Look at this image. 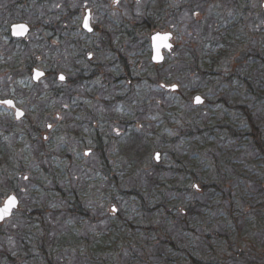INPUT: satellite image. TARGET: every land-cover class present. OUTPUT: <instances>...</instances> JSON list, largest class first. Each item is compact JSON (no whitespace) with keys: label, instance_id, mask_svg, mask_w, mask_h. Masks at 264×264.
<instances>
[{"label":"rangeland","instance_id":"rangeland-1","mask_svg":"<svg viewBox=\"0 0 264 264\" xmlns=\"http://www.w3.org/2000/svg\"><path fill=\"white\" fill-rule=\"evenodd\" d=\"M14 1L17 0H0V7ZM18 1L32 8L35 14L33 21L27 20L34 26V48L27 52L32 56L31 62L42 70H52L53 75L38 83L30 99L25 97L21 100L19 97V107L25 112L24 119L19 122L6 119L0 124L1 150L15 148L17 153L9 161V166L1 162L5 175H0V204L11 190L16 189L22 210L31 206L30 211H40L44 223L42 226L35 217L28 222L16 213L0 224V264H34L35 246L40 244L45 227L50 240L66 234L70 226H77L70 229H77L82 241H94V233H105L115 222L119 225L122 240L113 247L115 250H108L104 261L110 264H144L143 259H148L149 264H159L162 258L168 262L163 255L174 254L166 248L168 245L164 244L163 238L157 240L161 232H166L178 246L189 243L186 245L189 247L192 240L187 239L190 234H185L179 225L182 209L175 213L177 220L171 226L169 218L163 212H155L153 207L162 199L173 205L176 202L184 204L182 191L187 189L191 180L183 172L194 171L197 179L206 180L208 176L213 180V165L215 162L217 165L224 163L228 174L225 178L234 187L232 190L240 188L242 191L245 181L247 194L254 195L257 188L252 181L257 173L254 166L246 167V163L253 165L255 158L249 140L251 128L238 107L247 108L255 126L254 132L260 134L264 142V99L257 95L258 65L250 57L254 50L257 53V48L264 46V37L259 36L260 31L264 34V17L257 12L260 6L264 8V0H167L166 7L162 9L158 0ZM243 6L248 9L246 13ZM86 9L92 11L95 29L89 36L79 28ZM60 20L61 24L57 26ZM146 23L156 25L153 30L169 31L174 35V47L170 53L164 54L160 65L150 61L151 51L146 37L150 30L146 31ZM67 30L73 34L75 30L82 33L78 37L83 40L87 51L79 61L70 57L69 36L65 35ZM39 36L49 42L52 49L48 51L55 52L51 66L44 59L48 54H45V49L40 53L36 51L42 45L38 44ZM110 49L115 52H110ZM219 53L223 57L211 66ZM88 55L92 56L91 60L87 59ZM23 56L28 57L25 53ZM118 56L123 61L121 68L124 64L135 63L138 74L155 73L160 84L141 87L132 80L121 79L123 74L117 71L116 65L108 66ZM75 64L85 70L102 69V75L87 86L68 83V79L76 78L72 67ZM209 72L212 75H208ZM58 74L65 76L66 81H58ZM123 76L128 78L126 74ZM19 81L25 82L23 79ZM170 86H176L177 90H165ZM89 92L94 94L92 99L86 98ZM53 94L55 98L52 99ZM195 95L205 99L202 107L192 105ZM76 102L84 106L80 116L72 113ZM84 109L92 116L84 114ZM161 113L167 116L165 122ZM29 119L31 122L28 124ZM127 119L133 121L129 126L136 133L146 135L149 151L143 154L140 165L136 161L138 157L127 152L132 140L127 134ZM226 120L228 125H224ZM100 122H106V129L99 125ZM31 123L33 128H29ZM63 126L69 133L62 136L67 138L69 149L65 145L66 152L61 153L55 137L59 135L56 131ZM35 127L41 130L36 138ZM28 133L32 148L26 138ZM99 135L105 152L101 155L110 158V177L117 186L113 181L94 184L101 157L95 149ZM79 139L84 140L83 147ZM123 149L126 156L120 157L119 151ZM29 152L34 163L28 164ZM155 153H160L157 163ZM203 158L208 160L204 162ZM236 173H243L241 182L236 178L233 180ZM78 185L95 190L83 203L84 208L90 209V216L67 223L63 221L65 201L69 192ZM112 185L117 188L114 197L118 202L114 203L117 213L108 209V216L102 212V204L108 188L115 191ZM196 186L193 187L197 191ZM130 191L140 192L144 202L137 201L138 206L135 207L125 196ZM116 214H120L121 222L116 220ZM92 219L97 222H91ZM122 221L132 223L135 230L127 229ZM97 240L99 236L94 242L98 243ZM46 245L48 248L50 242ZM195 247L199 248L198 244ZM53 252L56 264H98L92 260L95 255L93 249L88 254L79 249L69 250V247L57 248Z\"/></svg>","mask_w":264,"mask_h":264},{"label":"trees","instance_id":"trees-1","mask_svg":"<svg viewBox=\"0 0 264 264\" xmlns=\"http://www.w3.org/2000/svg\"><path fill=\"white\" fill-rule=\"evenodd\" d=\"M158 1L160 9L166 7L167 0ZM259 1L260 0H258V2ZM247 10L248 9L244 7V13H246ZM257 12L259 15L262 14V17H264V8L260 6ZM156 28V25H151L150 23L145 24L146 31L150 30L151 32ZM160 29H164V27L160 26ZM74 32L75 33L73 34V31L67 30L65 35L67 34L66 36H69V43L71 47L70 57L74 61H79L84 57L83 54L87 50L83 40L78 37L79 33L82 34L81 31L75 30ZM148 34L146 35V37L148 36ZM259 34H261L259 36L264 37V34H262L261 31ZM224 42L225 40L223 41V43ZM263 48L264 46L258 47L257 53L254 50V53L252 54L253 56H250L255 62L254 64L256 66L258 65L256 82L258 83L257 95L260 99H264ZM53 49L59 52L57 48ZM109 51L115 52L112 49H110ZM54 53L55 52L53 51V55ZM53 55L51 56V60L53 59ZM217 57V60H212L211 66H215L216 61L221 60L223 54L219 53ZM246 57H248V55H246ZM122 62V58L118 56V58L115 57L112 63L108 64V66L116 65L117 71H120L123 75L126 74V76H128L127 78L121 75V79H126L127 82H131L132 80L134 81V83H136V85L140 84L141 87H145V84H160V79L158 78L157 74L148 71L150 75L153 76V78L150 77L148 72L144 74H142L143 72L138 74L139 69L137 68L135 63H130L131 66L128 63L124 64L121 68ZM72 67L74 69L76 78L72 81L68 79L67 82H73L74 85L87 86L91 82L95 81L98 75H102V69L99 68L85 70L79 64H75V66ZM208 75H212V73L209 72ZM162 93L164 94L165 92L162 91ZM93 95L94 94L92 92H89L86 98L92 99ZM51 97L52 99L55 98L54 94ZM82 107L84 106L81 103L76 102L74 104V110L72 111V113H75L76 116H80V114L82 113ZM246 109V107H238L239 112L245 117V123L248 127L251 128V132L249 134V140L251 139V143H249L253 150V153H255V158L253 160L254 164L251 165L250 163H246V167L254 166L256 170L257 176L252 182L257 188V191L254 193V195L247 194L245 181L242 191L240 190V188L239 190L233 191L232 189L234 187L230 184V181L225 178L228 174L227 171H225V166H223L224 163L221 165H217L215 162V164L213 165V169L215 170V175L213 176L214 178L212 177L213 180H211V178H209L207 175L206 180L197 179L196 173L194 171L183 172L186 173L185 175H188L191 180L189 181L187 189L185 191H182V194L185 196L184 204L178 205L176 202V204L173 205L168 203L167 200L162 199L155 203L153 209L155 210V212H163L166 217L169 218V224L171 226L173 224L172 222H175L177 220L175 213H178L179 209H182L183 211L181 210L182 212H179V214H181L180 217L182 218L179 225L184 228L186 232H184L185 234H190V237L187 236V239H191L192 244L189 247L186 246L189 243H184L185 245L181 244L180 246H178L171 241L166 232H161L162 234L160 235V237L157 236V240L159 241L160 238H163L165 241L164 244L168 245L166 246V248H169L174 256L163 255L167 258L168 262L163 261L161 258L159 264H264V241H262L263 243H261L260 241L262 239V236H264V198H262L264 197V142L262 139H260L261 135L257 132H254L255 126L253 124L252 117L249 114V111H247ZM83 112L86 115L92 116L91 112L87 111L86 109H84ZM161 115L162 120L165 122L167 116L164 113H161ZM130 120L131 119H127L128 126L133 123V121L131 122ZM105 123L100 122L99 125H103V129H106ZM228 123V120H226L224 125H228ZM64 125L65 127H67L66 124ZM63 128L64 126L60 130L56 131V134L59 133V135L55 137L57 141L56 143L61 146L59 147V149H61V153L66 152V150H64L66 147L65 145H68L67 150L69 149V143L66 142L67 138L64 137L66 139L65 140L62 137L63 135H69V133H66L67 131H65ZM127 128V134L130 136L129 139H132L127 146V152L130 153L131 156H137L138 160L136 161H139L138 165H140L142 164L141 158L143 154H145L146 152L148 153L149 151V146L148 144H146V135L136 133L137 131H135L130 126ZM221 128L222 127H220V129ZM40 131L41 130L38 127L35 129V138L39 137V133H41ZM207 131L209 132L210 130ZM104 136L106 137L107 135L104 134ZM75 138H77V136H75ZM98 138L99 144L96 143L95 149L101 155L105 152L104 150L102 151V144L100 143L101 136L99 135ZM79 141L81 147H83L84 140L79 139ZM124 150L125 149L119 151L120 157L126 156ZM15 153V149L3 148V150H0V175H5V171L1 167V162L4 163L3 165L5 166L9 165V161H11V159L15 157ZM109 160L110 158L108 156L106 157L105 155H101V157L99 158V168L97 169L98 176L96 181H94V184L99 185L102 182L109 183L113 181V179L110 177L111 173L109 170H111L112 167L108 164ZM126 160H128V158ZM203 160L204 162H206L208 158H203ZM211 161L214 162L213 160ZM11 163H14V161ZM229 166L231 169H233L232 164H230ZM195 167L197 166L195 165ZM235 167L237 166H234V170H236ZM17 174L18 173H16L15 176H17ZM242 175L243 173H236V176L233 178V180L236 178L239 182H241ZM24 179L26 178L24 177ZM208 179L210 180L208 181ZM112 183L115 186L118 185L114 181ZM198 184H200V187L198 186ZM115 186H113L115 191H113L112 188H108L107 194L103 199L102 212L106 215H108V209L111 211L112 206L116 208L117 213V207L115 206V204H117L118 202L116 203L114 200L117 190ZM193 186H196L197 191L200 192V194H198L197 191L194 190L195 187ZM93 193H95V190L93 192L91 189H89V187H80L79 185L77 186V188L71 190L65 201L66 208L65 215L63 216V221L71 223L75 219L89 217L90 209L84 208L85 206H83V203L87 202L89 200V196H91ZM59 195L64 196L63 194ZM125 196L128 199L132 200V203L135 207L138 206L137 201L144 202L143 195H141L140 192H126ZM252 199L255 200L252 201ZM30 207L31 206H28L27 209L22 210L19 205L18 209L13 213V215L16 213H20L22 215L21 218L25 219L28 222L30 220H33L34 217L38 218L37 220L43 226L44 221L41 219L42 213L40 211H30ZM119 215L120 214L116 216V220L121 222V217H119ZM91 222L96 223L97 220L92 219ZM122 225L127 226V229L129 230H135V226L132 225V223H126L125 221H122ZM74 227L77 228V226H70V228ZM70 228H68L69 231H67L66 234L58 236L57 239L50 240V238L46 236L47 228L45 227L40 244L35 246L37 255H35L36 260L33 261L34 264H56V258L54 255L55 252L53 251H57V248L61 250L68 247L69 250H83L86 254H88L89 252L91 253V250L93 249L95 250V255L92 256L93 262L98 264H110L109 262L103 260L104 256L109 253L108 250H112V248L118 243V241L121 243L122 240V237L120 236V228L117 222L112 224V226L109 227L108 231H106L105 233L97 232L93 234L94 241L99 236V240H97L98 243L90 241L89 239L82 241L78 236L79 232L76 231L77 229L74 230ZM152 230L153 228L151 229V231ZM262 240H264V238ZM47 242H50V246L48 248L46 245ZM196 244H198L199 248L195 247ZM88 258H90V256H88ZM149 261L148 259H143L144 264H149ZM131 262L134 263V260H132Z\"/></svg>","mask_w":264,"mask_h":264},{"label":"flooded vegetation","instance_id":"flooded-vegetation-1","mask_svg":"<svg viewBox=\"0 0 264 264\" xmlns=\"http://www.w3.org/2000/svg\"><path fill=\"white\" fill-rule=\"evenodd\" d=\"M89 12L90 27L92 28V33L85 32L81 27L84 16L81 19L79 27L86 36L93 35L95 32V29L92 26V11L89 10ZM32 19H35L33 9L26 6L25 4H22V2L18 0L12 3H7L0 7V124L4 123L3 121H5L6 119L9 122H19V120L24 119L25 112L19 107V97H21V100H23L25 97H28L30 99L31 94H34L35 87L38 85V83L40 81L50 79V76L53 75L52 70L49 71L37 68L35 63L31 62L32 56H29V54L27 53L28 51H32L34 48L33 43L35 38H33L34 36L32 37L34 26L33 23L27 21ZM60 24L61 20L59 21V24L57 22V26ZM15 25H25L26 33L23 34V32L20 30L19 32H21V35L19 37H14L12 35V27ZM44 28L49 29L48 26H45ZM39 43L42 45H39L37 47L38 50L36 51H39L38 53H40L41 49H45V54H48L45 55L44 59H47L49 66H51V56L53 54L52 51H48V49H52V47L49 45V42L41 36L38 37V44ZM33 52L35 53V51ZM24 53L27 54L28 57H24ZM91 57V55H88L87 59L91 60ZM35 71H40L43 73L42 77L37 82L33 81V75ZM20 79H23L25 82L19 81ZM18 112H22L19 118L17 117ZM56 118L59 119V115H56ZM30 122L31 120L29 119L28 124ZM33 127L34 125L31 123V126L29 128ZM26 138L29 146L31 147L32 141L30 133L26 135ZM2 144V134H0V150L2 148ZM27 159L28 164H30L31 162L34 163L31 152H29ZM10 193H14L17 196L16 189L11 190L8 194Z\"/></svg>","mask_w":264,"mask_h":264},{"label":"water","instance_id":"water-1","mask_svg":"<svg viewBox=\"0 0 264 264\" xmlns=\"http://www.w3.org/2000/svg\"><path fill=\"white\" fill-rule=\"evenodd\" d=\"M22 26V27H21ZM82 29L87 33H92V28L90 27V12L89 10L85 11V15L83 21L81 23ZM22 31L23 34L26 33V26L25 25H15L12 27V35L14 37H19ZM149 45H150V61L152 64L158 65L163 63L164 61V52L170 53L173 49L174 45L172 43L173 34L171 32H160V31H153L148 34ZM43 73L40 71H35L33 75V81L37 82ZM58 81L63 82L65 81V77L62 74L58 75ZM168 90L175 91L177 90L176 86H170ZM192 105L193 106H203L205 103V99L202 98L200 95H195L192 98ZM22 112L17 113V117L19 118ZM87 154V153H86ZM154 160L157 163L159 161V153L154 154ZM14 199V203H9L10 200ZM19 202L17 197L14 193L8 195L0 205V223L4 222L5 220L9 219L13 212L18 208ZM111 211L115 212L116 208L114 206L111 207Z\"/></svg>","mask_w":264,"mask_h":264},{"label":"snow or ice","instance_id":"snow-or-ice-1","mask_svg":"<svg viewBox=\"0 0 264 264\" xmlns=\"http://www.w3.org/2000/svg\"><path fill=\"white\" fill-rule=\"evenodd\" d=\"M22 27V26H21ZM9 203H14V199L13 200H10Z\"/></svg>","mask_w":264,"mask_h":264}]
</instances>
